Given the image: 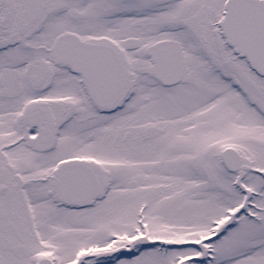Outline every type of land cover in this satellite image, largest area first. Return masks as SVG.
Wrapping results in <instances>:
<instances>
[{"label":"snow or ice","instance_id":"1","mask_svg":"<svg viewBox=\"0 0 264 264\" xmlns=\"http://www.w3.org/2000/svg\"><path fill=\"white\" fill-rule=\"evenodd\" d=\"M0 264H264V0H0Z\"/></svg>","mask_w":264,"mask_h":264}]
</instances>
